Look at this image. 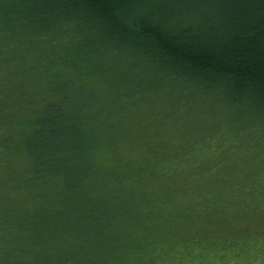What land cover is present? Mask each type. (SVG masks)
<instances>
[{
    "label": "trees",
    "instance_id": "16d2710c",
    "mask_svg": "<svg viewBox=\"0 0 264 264\" xmlns=\"http://www.w3.org/2000/svg\"><path fill=\"white\" fill-rule=\"evenodd\" d=\"M0 264H264V0H0Z\"/></svg>",
    "mask_w": 264,
    "mask_h": 264
}]
</instances>
